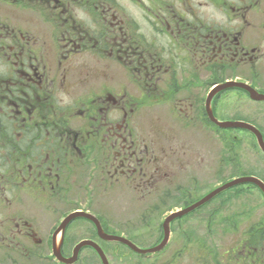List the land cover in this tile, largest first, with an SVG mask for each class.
Here are the masks:
<instances>
[{"label": "flooded vegetation", "instance_id": "obj_1", "mask_svg": "<svg viewBox=\"0 0 264 264\" xmlns=\"http://www.w3.org/2000/svg\"><path fill=\"white\" fill-rule=\"evenodd\" d=\"M229 81L264 94V0H0V264L107 253L96 221L156 244L166 226L153 264H264V217L228 226L223 251L199 243V208L164 225L196 201L206 97ZM231 91L251 100L218 89L215 116Z\"/></svg>", "mask_w": 264, "mask_h": 264}, {"label": "rangeland", "instance_id": "obj_2", "mask_svg": "<svg viewBox=\"0 0 264 264\" xmlns=\"http://www.w3.org/2000/svg\"><path fill=\"white\" fill-rule=\"evenodd\" d=\"M247 100L238 91L227 92L215 100L217 103L215 114L219 119L233 117L245 119L257 126L264 135V101ZM216 129L212 126L199 125V142H197L199 168L194 170L198 185L193 181L188 187L192 200H198L215 187L232 179L233 176L257 175L260 178L264 177V154L258 147L254 135L242 129ZM186 145L175 146L185 147ZM193 168L195 169V167ZM184 200L180 199L179 203ZM120 210H122L121 216H131V210H126V207H120ZM167 210V208L157 210L154 213V218L162 219L168 214ZM134 212L136 213L135 209ZM193 216L199 217V243L206 235H208L207 237L212 235L205 242L223 251L231 244V239H226V236L222 234L228 230V226L244 222L245 218L256 220L264 217V196L257 186L239 185L220 193L212 202L199 208ZM187 218L188 221L195 219L191 215ZM195 223L193 220L191 226H196ZM111 229L116 233L126 230L121 225L118 227L112 225ZM134 239L137 240H133V242L141 248L153 246L157 242L155 238L149 237H135ZM77 241L74 239L67 243L74 244ZM196 242L188 244L189 250L196 246ZM105 248L110 264H153L148 259L152 256L135 255L117 243H105ZM43 249L47 250L45 247ZM51 257L47 256L49 261L44 262L43 257L36 260L35 256H32L28 258L27 264H40V262L49 264ZM81 259L77 264H101L100 260L87 248L82 251ZM86 260L87 262H85ZM13 262L14 258L12 264H14ZM187 263L192 264L189 260Z\"/></svg>", "mask_w": 264, "mask_h": 264}, {"label": "water", "instance_id": "obj_3", "mask_svg": "<svg viewBox=\"0 0 264 264\" xmlns=\"http://www.w3.org/2000/svg\"><path fill=\"white\" fill-rule=\"evenodd\" d=\"M231 86H236V87H240V88H243V89L247 90L249 92V94H250V97L252 99H254V100H264V94L257 93L255 91V89H253L252 87H250L249 85H247L245 83L237 82V81L226 82V83L214 88L211 91V93L208 95V97H207V102H206L207 105H206V107H207V112H208V115H209L210 119L213 122H215L219 127H222V128H227V127L244 128V129H247V130L251 131L256 136L257 143H258L259 147L262 149V151H264L263 136H262L261 132L255 126H253V125H251L249 123L243 122V121H218V120H216L213 117L212 113L210 112L209 103H210V99L213 96L214 92L217 91V89H225V88H228V87H231ZM243 183H254L257 186H259L260 189L264 192V182L261 181L259 178L255 177V176H240V177L234 178V179H232V180H230V181L218 186L217 188H215L214 190H212L211 192H209L208 194L203 196L201 199H199V201H197L196 203H194L191 206L187 207L186 209L171 213L169 216H167V218H166V220L164 222V225H166L171 218L182 216L185 213L189 212L190 210H192V209H194V208L206 203L207 201H209L211 198H213L215 195H217L221 191H223V190H225L227 188H230L232 186H235V185H238V184H243ZM74 216H76V214H73V215L69 216L65 220L64 224L71 217H74ZM96 223H97V228H98L99 234H100V236L102 238H104L106 240H110V241L121 242V243L127 245L129 248H131L135 252L140 253V254L154 252V251H157V250L161 249L165 245L166 240H167V233L166 232H168V231L165 229V237H164L163 241L158 246L152 247V248H139L133 242H131L130 240H128V239H126V238H124L122 236L109 235V234H106V233H102L101 230H100V226H99L97 221H96ZM85 245H89V246L93 247L97 251V253H98V255H99L100 259H101L102 264H109V261L107 259L106 254L104 253V251L101 249V247H99V245L97 243H95V242H93L91 240H83V241L79 242L75 246V248L73 250V255L70 258H64L55 248H54V254L59 260L65 262V263L71 264L77 259V255H78L79 249L81 247L85 246Z\"/></svg>", "mask_w": 264, "mask_h": 264}, {"label": "bare ground", "instance_id": "obj_4", "mask_svg": "<svg viewBox=\"0 0 264 264\" xmlns=\"http://www.w3.org/2000/svg\"><path fill=\"white\" fill-rule=\"evenodd\" d=\"M75 248V247H74Z\"/></svg>", "mask_w": 264, "mask_h": 264}]
</instances>
